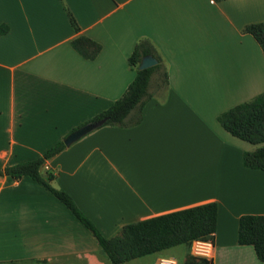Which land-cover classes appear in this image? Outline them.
<instances>
[{
    "label": "crops",
    "instance_id": "1",
    "mask_svg": "<svg viewBox=\"0 0 264 264\" xmlns=\"http://www.w3.org/2000/svg\"><path fill=\"white\" fill-rule=\"evenodd\" d=\"M258 23L264 0H0V28H8L0 35V170L42 157L110 108L135 79L136 45L148 40L169 86L155 74L139 125L100 127L49 160L52 185L108 239L139 221L217 203L213 264H264L238 242L241 217L264 215V171L243 162L258 146L218 121L264 92V53L244 33ZM80 36L102 46L95 60L73 48ZM38 263L112 264L44 186L0 177V264Z\"/></svg>",
    "mask_w": 264,
    "mask_h": 264
},
{
    "label": "trees",
    "instance_id": "2",
    "mask_svg": "<svg viewBox=\"0 0 264 264\" xmlns=\"http://www.w3.org/2000/svg\"><path fill=\"white\" fill-rule=\"evenodd\" d=\"M221 2L224 0H214ZM70 21L76 31L80 28L73 15L68 11ZM8 28H0V35ZM260 45L264 53V23L251 24L244 29ZM73 48L85 59L95 60L102 46L94 40L80 36L72 42ZM151 55L158 64L140 70L139 66L145 56ZM132 69L136 71L135 79L126 92L110 108L97 115L89 122L106 120L103 126L128 128L139 125L143 118V109L152 99L150 85L152 78L158 74V84L169 86V75L154 45L148 41L139 42L129 58ZM221 126L232 136L257 149L244 153L243 162L247 168L264 171V92L253 100L240 104L221 114L218 118ZM88 122V123H89ZM102 126V127H103ZM66 149L63 141L47 150L42 157L0 170V177L21 179L29 177L41 184L96 238L103 255L112 264H126L136 259L154 255L178 246H190L197 239H214L218 229V204L207 203L185 210L172 212L151 219L139 221L124 227L119 235L108 239L79 208L73 197L63 189L52 185L56 179L47 162ZM238 242L250 245L256 250L258 258L264 263V215H245L239 221ZM187 259L185 264H190Z\"/></svg>",
    "mask_w": 264,
    "mask_h": 264
},
{
    "label": "built area",
    "instance_id": "3",
    "mask_svg": "<svg viewBox=\"0 0 264 264\" xmlns=\"http://www.w3.org/2000/svg\"><path fill=\"white\" fill-rule=\"evenodd\" d=\"M215 244L213 239H197L192 241L189 246L188 259L190 264H213ZM45 264V263H38ZM154 264H178V262L170 257L160 256Z\"/></svg>",
    "mask_w": 264,
    "mask_h": 264
},
{
    "label": "water",
    "instance_id": "4",
    "mask_svg": "<svg viewBox=\"0 0 264 264\" xmlns=\"http://www.w3.org/2000/svg\"><path fill=\"white\" fill-rule=\"evenodd\" d=\"M158 64V61L151 55L145 56L141 64L139 66L140 70H145L151 67H154ZM106 120H101V121H96V122H90L87 123L72 133H70L65 139H64V144L66 147L72 146L74 143L78 142L80 139L85 137L86 135L90 134L94 130L102 127L105 124Z\"/></svg>",
    "mask_w": 264,
    "mask_h": 264
},
{
    "label": "rangeland",
    "instance_id": "5",
    "mask_svg": "<svg viewBox=\"0 0 264 264\" xmlns=\"http://www.w3.org/2000/svg\"><path fill=\"white\" fill-rule=\"evenodd\" d=\"M174 253L173 254H167L168 255H172L171 258L173 256H176V258H173L175 259L178 264H185V257H186V254L188 253V248L184 245L182 246H179V247H176L174 249H171ZM103 254V253H102ZM170 257V256H169ZM156 257L154 256H148L144 259V263L143 264H153L155 261H156ZM132 264H136V263H132Z\"/></svg>",
    "mask_w": 264,
    "mask_h": 264
}]
</instances>
